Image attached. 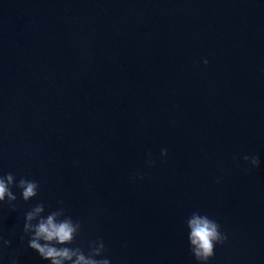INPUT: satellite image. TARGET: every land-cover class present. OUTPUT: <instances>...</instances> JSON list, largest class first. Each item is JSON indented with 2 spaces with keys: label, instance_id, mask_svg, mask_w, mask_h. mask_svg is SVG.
Listing matches in <instances>:
<instances>
[{
  "label": "water",
  "instance_id": "obj_1",
  "mask_svg": "<svg viewBox=\"0 0 264 264\" xmlns=\"http://www.w3.org/2000/svg\"><path fill=\"white\" fill-rule=\"evenodd\" d=\"M9 171L39 191L0 202V264H50L22 231L41 201L110 264H198L194 211L228 237L208 264H264V0H0Z\"/></svg>",
  "mask_w": 264,
  "mask_h": 264
},
{
  "label": "clouds",
  "instance_id": "obj_2",
  "mask_svg": "<svg viewBox=\"0 0 264 264\" xmlns=\"http://www.w3.org/2000/svg\"><path fill=\"white\" fill-rule=\"evenodd\" d=\"M208 63L207 60L204 61ZM161 155H167V149L161 150ZM243 159L253 167L260 164L259 156L245 155ZM153 163L151 159L147 161ZM142 178V177H141ZM13 188L20 190L21 198L27 202L38 195L39 182L21 176L18 180L11 171L0 174V202L7 201L15 209L17 195ZM45 213L43 201L36 203L25 213L23 233L28 237L27 245L36 251L41 258L50 264H110L106 257V245L102 238L89 241L87 250L78 244L73 246L81 234L82 225L79 220H74L66 215L63 207ZM189 240V251L198 264H208L215 254L217 244H224L228 239L227 234L221 231L220 224L208 215L198 211L191 213L186 221ZM24 236H21V240ZM11 244V240L0 236V254ZM8 264H18L15 255H12Z\"/></svg>",
  "mask_w": 264,
  "mask_h": 264
}]
</instances>
